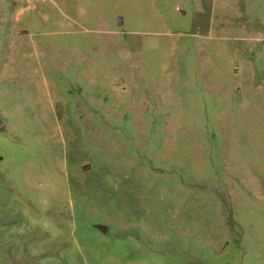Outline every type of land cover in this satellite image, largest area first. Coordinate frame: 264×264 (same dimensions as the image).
<instances>
[{
  "label": "rangeland",
  "instance_id": "1",
  "mask_svg": "<svg viewBox=\"0 0 264 264\" xmlns=\"http://www.w3.org/2000/svg\"><path fill=\"white\" fill-rule=\"evenodd\" d=\"M0 264H264V0H0Z\"/></svg>",
  "mask_w": 264,
  "mask_h": 264
},
{
  "label": "water",
  "instance_id": "2",
  "mask_svg": "<svg viewBox=\"0 0 264 264\" xmlns=\"http://www.w3.org/2000/svg\"><path fill=\"white\" fill-rule=\"evenodd\" d=\"M98 227H99L100 229H104V228H105V227L102 226V225H98Z\"/></svg>",
  "mask_w": 264,
  "mask_h": 264
}]
</instances>
